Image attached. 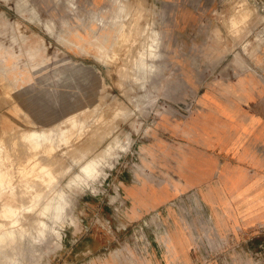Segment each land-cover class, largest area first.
I'll return each mask as SVG.
<instances>
[{"label":"rangeland","instance_id":"obj_1","mask_svg":"<svg viewBox=\"0 0 264 264\" xmlns=\"http://www.w3.org/2000/svg\"><path fill=\"white\" fill-rule=\"evenodd\" d=\"M136 18L140 29L150 28L149 36L157 31L155 42L143 33L132 52L122 45L132 38L114 32L102 43L106 49L99 47L107 27L123 24L127 35ZM142 44L146 54L138 58ZM31 46L44 47L38 61H45L48 72L33 74L20 89L28 91L23 98L29 103L44 96L52 104L54 116L46 123L35 121L25 105L17 107L15 90L5 85L2 73L10 65L7 51L19 55L15 62L21 70L31 66ZM228 64L241 71L264 64V10L253 0H0L5 152L13 154L14 139L24 128L71 129L72 116L84 122L69 132V144L60 143V171L53 165L58 183L48 187L63 189L60 199L55 197L63 226L56 225L43 255L34 247L21 252L8 247L0 264H264V216L248 221L256 211L264 212V201H220L226 196L219 195V175L212 176L217 189L204 187L200 176L203 149L194 129L204 115L205 89L209 82L216 87L225 82ZM57 65L72 72L70 87L55 75ZM241 71L234 79L243 76ZM257 74L264 83L263 72ZM262 100L264 91L260 105ZM16 150L6 163L19 175L16 152L26 163L29 156L27 148ZM37 157L49 162L45 151ZM214 157L221 165L227 161ZM172 232L180 241L177 248ZM85 236L89 241L80 245ZM85 244L91 252L84 253Z\"/></svg>","mask_w":264,"mask_h":264},{"label":"bare ground","instance_id":"obj_2","mask_svg":"<svg viewBox=\"0 0 264 264\" xmlns=\"http://www.w3.org/2000/svg\"><path fill=\"white\" fill-rule=\"evenodd\" d=\"M117 8L119 10L122 9V8H120V6H117ZM249 13H251V12L249 11ZM244 17H246V15H243V18ZM135 22H136L135 25H131V23H130L131 28L129 27L130 29L127 32V35L125 34L126 31H124V29H128V28H126V27L124 28L123 24L117 28L111 27V26L107 27L105 29L106 33L103 35V40H101V43H100L101 45L99 47L101 49L105 50L106 48H105L104 44H102V43L104 41L105 42L108 41L109 37L112 36L115 32L116 34H120V36L122 38H124V37H125V39L132 38V40H130V43L125 42L122 44L125 46L126 50L128 49L129 51H132L131 46H133V43L137 44V42L139 41L138 37L139 38H140V36L142 37L143 33H146V35L149 36L147 34V32H148V30H150V28L148 29L146 26L143 29H140L137 26L138 25L137 18H136ZM157 34H158L157 31L155 29H153L152 35L149 36V37H152L150 43L156 41ZM74 43L76 45L78 44V42H74ZM143 44H144V42H143ZM134 48H135V46H134ZM137 50H139V48ZM43 51H44L43 46H40L37 48H34L33 46H31V48L27 51V56H28L29 60L32 62V65L27 66L26 68H24L22 70L16 66V62H15L18 59L19 55H17L16 52L14 53L13 51H7V54L4 56V59H6V62L9 63L10 65L8 64L9 66H6L7 69L2 72L5 79L8 80V83H6L5 85L7 87H13L15 90L14 92H15V95L17 98V101H15V102H17V107H20L22 105H25L26 107H28L31 114H32L33 119L39 123H46V121H50V119L53 118L54 114L50 110L52 104L49 103V101L46 100L44 96L42 97L41 100L37 101V103L36 102L29 103L28 97L23 98V95L26 94L28 91L27 90L21 91L20 86L22 84L27 83V81H32L33 80V74L36 76L37 75L39 76L40 74H44V73L48 72V66L46 65L45 61H38V59L42 55ZM129 51H127V52H129ZM124 52L126 53V51H124ZM144 54H146L145 45H143V49H141L138 52V58L139 57L141 58V55H144ZM124 55H121V56H124ZM126 55H127V53H126ZM129 55H130V53H129ZM129 55H127V57ZM138 58L136 59V62H135L136 65L138 64L137 63ZM123 59L125 61V58H123ZM128 60H129V57H128ZM133 60L135 61V59H133ZM129 62H130V60H129ZM127 63L128 62H126L125 65ZM129 65H130V63H129ZM120 66H121V64H120ZM56 67L57 68H55L53 70L55 75H58V77H60L63 80L64 87H70V85L72 84V80L74 81V78L69 77L72 74V72L65 65H57ZM125 67H127V66H124V69L126 70ZM117 69L119 71L120 67ZM87 71H88V73H92V72L94 73L93 70H87ZM122 71L124 72V70H122ZM0 90L2 91V89H0ZM3 100H1V102ZM77 102L81 103L82 100L78 99ZM3 103H2V108H3ZM6 104H7V102L5 103V106L8 105V104L7 105ZM91 114L93 115V113H91ZM97 114H98V112H97ZM91 118L92 117H90V119ZM98 118H96V119H98ZM69 119L71 120V126H72L71 129H65L64 128L65 130L60 129L61 130L60 131L59 129H55V128L30 129V127H29L30 130L29 129L25 130V128H24L23 132H21V133H19V135H17L21 141H18V143H17L16 141H17L18 137H17V139L13 138L15 141V143H14V141H13V143L17 144V148H16V145H14L12 143L15 146L14 148L17 149L16 151L22 152V149H24L23 151H25V153H26L25 148H27V153L29 156L27 163H26L25 161L23 162V158H22L23 154H20V153L18 154V152H16V155L17 156L19 155L18 157H20V158H18V160H20V162H18L19 163L18 167H16V168H18L19 175H17L12 170V168L9 165H7V163H6V160L10 159L11 155H13V156L15 155L14 154L15 149L12 150L13 154H9V152H5L4 144L2 145L3 142H1V139H0V142H1V144H0V253H2L4 251V249H6L8 247H11L13 249H18V250H20V252H21V250L28 249L30 247H34L37 251L39 250V255H43V253L45 252V248L47 247V243H48V241H50L49 236H51V233H53L56 230L55 229L56 225H62L63 226V221L61 219L62 216H61V214H59L57 212V210L55 208V205L57 202L55 197L56 196L59 197L61 192H63V189L57 190L53 187L54 189L50 192V191H48V187H50L52 189L51 186L53 184H55V182L58 183L57 182L58 179L56 177L57 176L56 172H54L56 169H54L53 165L57 169L60 167L59 161H61V158L56 155V151H57V149H59L60 143L65 141V144H66L67 141L71 140V136H70L69 132H71L72 129H74V128L76 130V127L78 128L79 126H82V124L84 123L81 120L76 119L74 116L70 117ZM67 124H66V127H67ZM63 125H65V124H63ZM0 128H1V126H0ZM34 128H35V126H34ZM16 132L18 133V131H16ZM5 133H6V130H5ZM12 133H10V134H12ZM0 134H2V131ZM16 134H14V135H16ZM73 134L74 133H72V135ZM75 134H74L75 136H78L76 132H75ZM4 137H5V135H4ZM69 137H70V139L68 140ZM6 141L7 140H5V142ZM8 143H10V140L8 141ZM69 143H67V144H69ZM6 144L7 143H5V147H6ZM9 146L10 145L7 144L6 149H8V148L10 149L11 147H9ZM69 146H71V145H69ZM76 147L79 148V146H76ZM71 148H73V147H71ZM63 149L64 148H62V150ZM68 149H69V147H67L66 151ZM75 149H77V148H75ZM75 149H73V151ZM41 151H45L47 153V157H48V161H49L48 163L42 164V162L38 158L39 156L37 157L38 153ZM71 151H72V149H70V152L68 150L67 154L70 153V155L68 154L69 157L73 156L72 159L74 160V157L76 154L72 155ZM77 151H78V149H77ZM80 151L82 152V150H80ZM63 152L65 153V158H66L67 154L65 151H62V153ZM54 153H55V155H54ZM96 157H97V155H96ZM26 158H27V155H26ZM13 161H11V163ZM28 163H30V164L34 163L33 166L31 167V169H29L30 166L28 167ZM64 163H65V161H64ZM13 165L15 166L14 162H13ZM19 165L22 167H20ZM94 165H95V163H94ZM61 166H62V163H61ZM81 167H82V165H81ZM53 169H54V171H53ZM63 169L67 172L68 168L66 169L63 166ZM58 170H56V171L59 172L60 170L59 171ZM90 171H92V168L90 169ZM58 176H60V178H59V180H60L61 175H58ZM62 176H63V174H62ZM56 179H57V181H55ZM59 183H60V181H59ZM57 185H59V184H57ZM75 188H76V186H75ZM77 193H79V192L77 191ZM59 199H60V197H59ZM59 199H58V201H59ZM57 229H59V228H57ZM58 231L60 232V230H58ZM55 234H57V233H55ZM59 235H60V233H59ZM171 244L175 248H177V244H180L179 239L176 238L175 232H172ZM12 261H15V260H12Z\"/></svg>","mask_w":264,"mask_h":264},{"label":"crops","instance_id":"obj_3","mask_svg":"<svg viewBox=\"0 0 264 264\" xmlns=\"http://www.w3.org/2000/svg\"><path fill=\"white\" fill-rule=\"evenodd\" d=\"M258 70L264 74V64H254L244 71L228 64L224 72L225 82L219 87L209 82L203 94L204 115L194 129L196 144L203 149L200 176L204 187L208 185L217 189L212 176L219 175L222 189L219 195L222 192L226 196L222 199L220 195L223 202L253 204L264 201V157L260 155L264 148V115L260 114L264 111V100L261 105L259 103L264 83L257 74ZM237 71L243 76L234 79ZM216 155L226 156L227 161L221 165L216 161ZM215 192L209 190L208 193L213 195ZM169 196L165 195L164 199ZM261 211H256L259 213L248 221L262 218L264 212ZM88 241L89 236H85L79 243ZM83 248L84 253L92 250L86 244Z\"/></svg>","mask_w":264,"mask_h":264},{"label":"built area","instance_id":"obj_4","mask_svg":"<svg viewBox=\"0 0 264 264\" xmlns=\"http://www.w3.org/2000/svg\"><path fill=\"white\" fill-rule=\"evenodd\" d=\"M248 1V0H246ZM245 2V1H243ZM253 4L257 7V8H260V9H263L264 10V0H253Z\"/></svg>","mask_w":264,"mask_h":264}]
</instances>
